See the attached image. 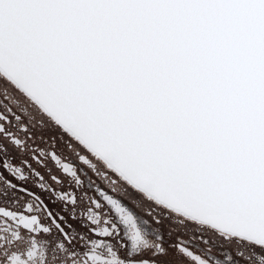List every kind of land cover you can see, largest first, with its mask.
<instances>
[{"label":"snow or ice","instance_id":"6c2138e0","mask_svg":"<svg viewBox=\"0 0 264 264\" xmlns=\"http://www.w3.org/2000/svg\"><path fill=\"white\" fill-rule=\"evenodd\" d=\"M0 264H264V0H0Z\"/></svg>","mask_w":264,"mask_h":264}]
</instances>
